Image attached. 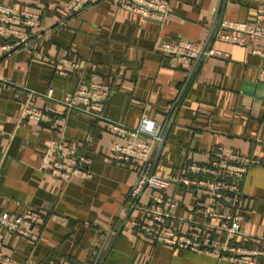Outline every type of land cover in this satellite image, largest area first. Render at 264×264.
Segmentation results:
<instances>
[{
  "label": "crops",
  "instance_id": "0c3cea01",
  "mask_svg": "<svg viewBox=\"0 0 264 264\" xmlns=\"http://www.w3.org/2000/svg\"><path fill=\"white\" fill-rule=\"evenodd\" d=\"M162 1L167 14L158 21L121 8L120 0H102L75 15L65 11L69 0H0L39 17V26L14 51H5L0 37V211L32 209L44 217L32 229L36 242L4 235L1 252L15 264H232L155 242L130 225L149 218L126 207L145 164L159 175H177L187 164L234 152L260 164L241 183L242 234L232 241L264 247V58L249 45L214 40L211 45L227 58H206L193 69L182 56L171 64L158 49L180 38L203 46L220 18L253 22L264 0ZM90 83L111 90L100 102L101 117L69 109L61 130L21 119L28 95L37 108H61L57 100ZM49 88L52 98L43 96ZM142 117L164 127L163 141L156 145L147 138L151 153L145 161H113L115 143L143 137L120 135L113 122L136 128ZM60 131L89 159L88 178L64 181L38 169L44 141ZM164 193L176 201L168 226L185 230L195 226L189 220H203L194 214L206 204L200 192L171 186ZM155 194L145 188L139 203L148 204Z\"/></svg>",
  "mask_w": 264,
  "mask_h": 264
},
{
  "label": "built area",
  "instance_id": "2783aa9c",
  "mask_svg": "<svg viewBox=\"0 0 264 264\" xmlns=\"http://www.w3.org/2000/svg\"><path fill=\"white\" fill-rule=\"evenodd\" d=\"M100 1L102 0H69L65 11L68 15H75ZM119 6L141 17H151L158 21H162L167 14V5L162 0H120ZM37 26H39V17L36 13L19 10L0 2V37L4 39L5 51L11 52L23 46L29 38L30 29ZM214 40L249 45L252 54L264 58V49L257 47L258 43H264V2L257 3L253 22H234L220 18L203 46L180 38L171 42H161L158 49L171 64L182 56L186 62H193L194 66L196 60L199 63L206 58H227V53L211 45ZM60 61L67 62L65 58ZM71 65L76 66L75 63ZM56 71L63 72L61 68ZM259 78L264 83V68L260 70ZM110 93L109 87L90 83L87 87L76 88L57 100L61 108H37L33 106L32 95H28L20 117L36 122H47L61 130L66 111L69 109L101 117L100 102ZM43 96L52 98V89L49 88ZM113 130L123 136H143L136 140H127L122 144L115 143L112 147V160L115 162L147 160L151 153V145L147 138L151 137L157 145L163 141L164 136V127L146 117L141 118L140 125L136 128L113 122ZM214 157L208 164H187L177 175H159L151 165L145 164L129 192L126 208L128 212L139 211L141 216L148 217L150 222L145 224L131 220L130 225L157 243L192 252H203L219 259L229 260L232 264H264V247L260 245L257 248L247 249L232 241L233 235L242 234L240 231L243 211L241 183L249 168L259 165L260 160L254 156L235 152L224 158ZM88 163L89 159L67 142L60 131L57 136L44 141L38 169L64 181L74 176L86 179L90 176ZM171 186L193 189L203 195L206 204L197 207L194 211V214L203 220H189L197 228L194 226L180 230L167 225L176 202L173 196L164 193ZM145 188L157 194L151 197L148 204L142 205L139 203V198ZM223 205L229 206L231 212L221 211ZM43 223V215L36 210L27 209L18 214L0 211V264H15L10 257L1 252L6 233H13L36 242L38 236L32 232V229ZM60 264L74 263L62 259Z\"/></svg>",
  "mask_w": 264,
  "mask_h": 264
},
{
  "label": "water",
  "instance_id": "95a60500",
  "mask_svg": "<svg viewBox=\"0 0 264 264\" xmlns=\"http://www.w3.org/2000/svg\"><path fill=\"white\" fill-rule=\"evenodd\" d=\"M196 63H197V60L195 61V64H194V66H193V69H194V67H195Z\"/></svg>",
  "mask_w": 264,
  "mask_h": 264
}]
</instances>
